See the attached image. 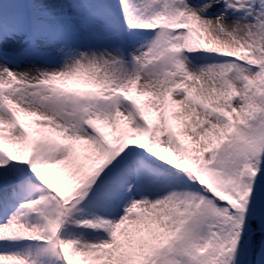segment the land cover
I'll return each mask as SVG.
<instances>
[{
  "label": "snow or ice",
  "instance_id": "1",
  "mask_svg": "<svg viewBox=\"0 0 264 264\" xmlns=\"http://www.w3.org/2000/svg\"><path fill=\"white\" fill-rule=\"evenodd\" d=\"M0 264H264V0H0Z\"/></svg>",
  "mask_w": 264,
  "mask_h": 264
}]
</instances>
